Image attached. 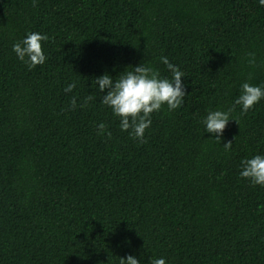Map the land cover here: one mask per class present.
<instances>
[{
    "label": "trees",
    "instance_id": "16d2710c",
    "mask_svg": "<svg viewBox=\"0 0 264 264\" xmlns=\"http://www.w3.org/2000/svg\"><path fill=\"white\" fill-rule=\"evenodd\" d=\"M32 32L49 40L29 68L12 47ZM162 56L185 98L141 144L94 80L141 62L171 79ZM244 82L264 88L259 0H0V264H264V186L240 176L264 156V98L242 114ZM229 108L215 144L202 120Z\"/></svg>",
    "mask_w": 264,
    "mask_h": 264
},
{
    "label": "clouds",
    "instance_id": "9594fccd",
    "mask_svg": "<svg viewBox=\"0 0 264 264\" xmlns=\"http://www.w3.org/2000/svg\"><path fill=\"white\" fill-rule=\"evenodd\" d=\"M259 4L264 6V0H259ZM49 37L37 32L28 33L26 37L13 44L12 50L17 58L26 62L29 68L43 65L47 59L42 49V42L48 41ZM249 64L254 65L255 55L249 54ZM27 58V59H26ZM160 62L166 66L172 74V78L162 77L160 71L147 62H141L131 71H124L119 74L118 79L111 78L104 74L94 80L99 92L107 89V94L101 98V103L111 108L114 116L120 120L121 131H129L133 139L141 144L146 143L144 134L146 129L151 126V115L167 106L169 111L182 107L185 98V87L182 82L184 73L177 66L172 64L166 56L160 57ZM251 79V76H249ZM75 83L69 84L64 91L72 92ZM262 98H264V88L244 82L241 85V94L236 99L235 104L241 106V113H247ZM93 100L92 95L85 98V104ZM71 107H76V98L70 101ZM233 108L227 111H209L203 118L205 131L215 134V139H209L215 144H220L221 136L228 124ZM235 121V120H233ZM236 122V121H235ZM98 134L106 132V125H97ZM110 136L111 133L107 132ZM225 150H231L232 141L224 143ZM241 178L249 180L253 185L264 186V156L256 155L250 159L241 161ZM119 264H139L134 256H127L126 259L120 258ZM150 264H165L163 258H153Z\"/></svg>",
    "mask_w": 264,
    "mask_h": 264
}]
</instances>
